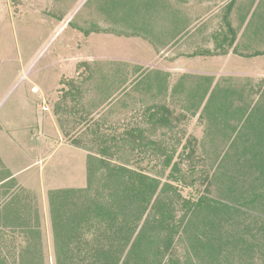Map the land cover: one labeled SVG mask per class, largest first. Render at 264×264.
<instances>
[{"label": "rangeland", "instance_id": "374dc122", "mask_svg": "<svg viewBox=\"0 0 264 264\" xmlns=\"http://www.w3.org/2000/svg\"><path fill=\"white\" fill-rule=\"evenodd\" d=\"M139 1L128 4L133 11H127L123 0H0V176L5 171L12 177L5 190L0 187L8 192L0 205L16 196L37 217L44 264H54L47 195L85 189L90 179L92 198L99 204L106 199L105 170L88 177L98 167L89 158L97 157L101 146L113 145L109 167L120 165L170 183L169 169L131 151L130 129H145L161 144L175 146L181 139L177 153L183 152V172L209 170L221 161L231 184L242 185L219 194L212 184L213 199L241 201L256 179L264 184L258 166L264 158V76L259 75L264 57L245 61L264 45L241 38L234 58L231 41L223 45L221 39L227 33V4L234 1L228 22L239 31L260 8L264 14V0H148L151 11L161 13L149 24L134 15ZM184 16L204 21L207 34L175 38L163 47L167 38L149 32L164 26L163 18L174 23ZM193 30L189 26L187 33ZM210 33L219 35L220 50L218 41L216 47L207 38ZM222 48L231 52L220 55L225 60L193 57ZM183 65L187 75L179 78ZM203 70L217 72V80L212 93L200 91L198 97ZM244 72L255 79L240 85L228 78ZM160 108L173 120V132H155L146 124L145 113ZM203 190L200 185L196 191L183 189L182 196L197 197ZM84 239L94 241L90 235ZM28 242L21 231L0 228V258L16 264Z\"/></svg>", "mask_w": 264, "mask_h": 264}, {"label": "trees", "instance_id": "16d2710c", "mask_svg": "<svg viewBox=\"0 0 264 264\" xmlns=\"http://www.w3.org/2000/svg\"><path fill=\"white\" fill-rule=\"evenodd\" d=\"M132 1L136 0H123L124 9L133 11L128 5ZM148 3L136 2L134 15L144 16L141 19L149 24L161 13L152 12ZM149 110L145 119L150 130L174 131L167 112L162 108ZM146 131L130 129L128 146L138 157L157 162L161 170L169 169L170 183L120 165L109 167L113 145L101 146L97 157L89 158L90 165L98 167L90 169L88 177L98 169L105 170V201L99 204L95 195L92 198L90 179L85 189H63L47 195L54 264H264V184L256 179L241 201L213 199L212 184L219 194L223 190L229 194L235 184H242H231L221 161L209 170L190 167L183 172L179 163L183 152L177 153L181 139L175 146L161 144ZM260 161L264 174V158ZM211 171L213 175L205 179ZM198 185L204 189L202 194L182 196L183 189L196 191ZM241 208H247V213H241ZM0 228L21 231L29 239L16 264H44L38 219L16 196L0 208ZM87 235L94 241L87 242ZM0 264L7 263L0 258Z\"/></svg>", "mask_w": 264, "mask_h": 264}, {"label": "crops", "instance_id": "0c3cea01", "mask_svg": "<svg viewBox=\"0 0 264 264\" xmlns=\"http://www.w3.org/2000/svg\"><path fill=\"white\" fill-rule=\"evenodd\" d=\"M233 12L234 11H233V5H232L230 7L229 11L227 10V15L228 16H224L223 17L224 20H227V21H225V24L227 26V33H225L223 35V37H221V39H222L223 45L227 41V39H229V41H233L232 42L233 50H231V52L233 51L232 55H234V58H235L236 57V52H235L234 48L236 47V44H239V41L241 40V38L242 39H246L251 44L255 43L254 45H261V46L264 45V18H263L264 14L262 13V9L260 8L257 11L258 13L253 14V17L251 19H250V17L246 18L247 20L245 19L246 21L243 22L240 30L237 31V29L234 30L232 28V25H230V23L228 22L229 14L230 13L234 14ZM259 13H260V18L259 19L258 18L254 19L255 17H257V15ZM165 20L166 19L163 18L164 26H162L158 30L156 28L155 29L151 28V30H149V31H152V32L157 31L160 34L162 33V35L165 36V39L167 38L163 42V47L167 46L166 44L168 42H170L172 39H175V38L176 39L181 38L182 41H183V40L187 39L188 37L190 38L191 35L192 36L193 35L197 36V38L198 37L202 38L203 34H207V32L206 33H205V31L203 32V27L206 24L204 23V21H200L199 19H195V18L194 19H190V18L188 19L186 16H184V17H180L174 23H172V21H169V22L166 23ZM189 26H191V28H193L194 30L187 33ZM238 32H240V33L238 34ZM159 33H156V34L159 36ZM207 38H210L213 41H215L216 42V47H217V41H218L219 42V46H218L217 49L220 50V44L221 43L219 41V35L217 33L211 34V36H207ZM223 45H222V47H223ZM230 46H231V44H230ZM222 49H221L220 53H217L218 51H214V49L213 50L210 49V50L203 51L202 53H198V54L195 53V54H193V57H196V58L197 57L198 58L208 57V58H211V62H213V61H216L218 58H221L222 56H220V55H226V54H224V52H222ZM231 52L230 53L229 52L228 53L225 52V53H227L228 55L231 56ZM251 55H253L254 57H257L254 60H258L261 57H264V48L262 50H254L253 53L250 54V56L248 55V56L245 57V61H250L251 59H249V58H253V56H251ZM240 56H242V55H240ZM230 58L231 57H229V59ZM208 60H210V59H208ZM220 60H225V59L221 58ZM207 66H209V63L207 65H205V66H202L201 68H204V67L206 68ZM182 67L183 68H181L180 71H179V72H181L180 75H178L179 78H181L182 76L187 75V70H188L187 69V65H183ZM245 69L247 70V68H245ZM182 73H186V74H182ZM261 73L264 74V72L262 70L260 71L259 75L260 76H264V75H261ZM199 74L201 75L200 78L202 79V81H204V85L203 84L200 85L201 83L198 84V85H200L199 89H198V92H200V91H203V92L204 91H208V95H209L210 93H212V90L214 89V87L212 85L217 80V76H216L217 72H213V71L210 72V71H207V70H203V71L199 72ZM236 74L237 73H233V75H229L228 78H233L234 81H232V82H235V80H236V82L239 83L240 85L244 84V82L246 84L247 82H251V81H253V79H255V78L252 77V74L249 73V72L239 73V74H241L239 76H236ZM181 80H184V79H181ZM261 83H262V81H261ZM179 84L177 86H179ZM199 94H201V92L196 94V95H198V97H200L201 95H199ZM1 174H2V176H0V187H1V185H4V190H5V184L9 183V181L12 180V177L9 174L8 175L5 174L4 171ZM1 191H0V203L2 202V197H4L6 199V197L8 196V192L7 191H3V189H1ZM4 205H5V202H4L3 205H0V208L1 207L3 208Z\"/></svg>", "mask_w": 264, "mask_h": 264}]
</instances>
